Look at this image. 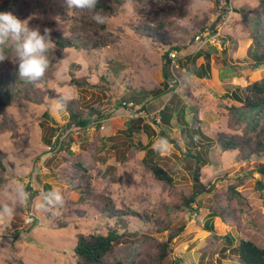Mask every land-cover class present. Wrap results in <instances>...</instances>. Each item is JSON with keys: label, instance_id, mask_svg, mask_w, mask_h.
I'll list each match as a JSON object with an SVG mask.
<instances>
[{"label": "rangeland", "instance_id": "rangeland-1", "mask_svg": "<svg viewBox=\"0 0 264 264\" xmlns=\"http://www.w3.org/2000/svg\"><path fill=\"white\" fill-rule=\"evenodd\" d=\"M112 1L114 8L104 14L107 22L96 28L106 45L87 51L64 48L58 39L75 42L78 34L69 31L70 17L91 13L68 10L64 0H0V12L21 20L31 17L29 26L39 27L42 34L50 29L55 43L48 53V71L34 82L20 79L11 44L3 47L9 58L0 62V151L5 155L0 189L20 182L31 198L16 205L11 219L0 222V264H77L73 251L77 234H107L111 228L123 235L106 257L108 262L120 258L129 264H239L232 246L225 243L226 234L234 235L237 243L244 237L264 247V175L256 170L264 155H240L212 144L211 161L201 172V181L212 191L186 206L195 159L188 156L190 145L182 126L176 116L165 126L140 116V110L162 116L157 109L161 95L152 92L165 91L163 55L177 49L179 67L172 69L169 59V70L181 83L169 99L185 110L190 128L199 126L214 139L219 131L231 136L257 134L264 127V106L247 109L224 93L264 78V62L248 60L252 50L260 54L264 49V4ZM174 7L186 15L171 14ZM207 31L220 35L221 44H198L197 36ZM60 68L64 71L58 78ZM77 79L87 82L74 84ZM16 95L22 98L21 105L2 103ZM58 101L63 108L53 111ZM140 101L145 104L130 106ZM89 106L107 115L101 126L82 129L69 124L68 109L80 112ZM137 126L133 134L131 128ZM52 127L57 130L51 132ZM58 139L59 148L50 150ZM147 144L152 150L148 154ZM145 155L171 170L174 182L157 180L143 162ZM86 175H91L96 192L115 200L116 210L126 204L137 215L125 217L124 225L116 218L119 213H102L79 185ZM53 188L61 192L63 205L36 210L39 194ZM28 212L38 220L27 222ZM181 226L184 230L162 258L171 230Z\"/></svg>", "mask_w": 264, "mask_h": 264}, {"label": "trees", "instance_id": "trees-1", "mask_svg": "<svg viewBox=\"0 0 264 264\" xmlns=\"http://www.w3.org/2000/svg\"><path fill=\"white\" fill-rule=\"evenodd\" d=\"M116 3L122 5L125 3V0H116ZM261 4H264V0H260ZM114 8V4L112 0H98V4L96 6V10L101 11L103 14L111 11ZM166 13V12H165ZM176 13L178 16L184 17L186 15V11H179L176 7L173 8L171 14ZM71 25L69 28L70 33L78 34V38L73 43H66L61 39H58V43L61 44L64 48L75 47L76 49H85L87 51H92L94 48H101L106 45V38L98 37L96 28L98 24L95 23L91 16L88 13H82L79 15H72L70 17ZM163 23H161L162 25ZM104 26V25H103ZM98 37V38H97ZM203 39V37H202ZM198 44H201L197 41ZM166 52L164 56V87L165 92L159 93V89L152 92L153 96L161 95L160 101H158V105L161 107L162 119L161 122L165 125L170 126V120L173 114H176L177 120L180 123L181 132L183 137L188 140L190 145V149L188 150V156L195 159V168L193 170V186L192 192L189 196L185 197L186 206H191L193 202H196L198 196L209 193L212 191V188L208 187L201 181V172L203 167L211 161L210 151L213 147L212 144H218L223 150H237L240 155L244 154H256L258 156L264 155V127L260 129L257 134L249 135L244 137V135L239 136H231L225 132L219 131L217 133V137L214 139L213 137L206 135L203 129H200L199 126L196 128H190L189 123L187 124L185 121V110L179 108L172 102V98L169 99V96L174 93V85L168 83L172 78L171 72L169 70V57ZM252 56V60L250 62H255V64L261 65L264 62V49L260 54H257L254 50L250 52ZM74 84L84 85L87 81L86 79L82 80H74ZM22 85L17 84V88H21ZM151 94V93H150ZM224 95L227 98L233 99L235 101H239L243 103L245 108L254 109L258 107L264 106V78L255 80L250 82L244 88L235 87L232 91H226ZM19 96V95H18ZM17 95L11 99L2 101L4 105H21L23 103L22 98ZM131 102V101H130ZM124 105L130 104L126 101L123 102ZM134 103V104H133ZM132 105L134 107L139 104H145L144 102H133ZM172 112L170 117L167 120V115H169L170 111ZM143 110V109H142ZM70 112V123L74 124L77 127L82 129H87L93 124L97 127L101 126V119L105 118L107 115L103 114L100 109H97L94 106H89L86 109H80V112H75L73 110L68 109ZM135 121H139L140 119L136 118ZM132 121V119H129ZM139 125V124H138ZM53 128V127H52ZM51 132H54L52 129ZM146 128V126H145ZM148 128V127H147ZM136 129H139V126L135 128H131V132L135 134ZM56 132V131H55ZM137 136V134H136ZM174 142H177L174 139ZM59 141V139H58ZM50 138L46 139L47 144H51ZM152 142V141H151ZM150 142V144H151ZM205 143V144H204ZM53 144V143H52ZM51 144V145H52ZM148 145L145 149L151 153L152 150L148 148ZM197 145L200 148L197 149ZM212 145V146H211ZM204 147V149H202ZM143 162L148 168V170L152 173V175L159 181L173 183V172L165 168L162 164H160L157 160L153 158V156H147L143 158ZM5 168V155L0 151V169ZM259 173L264 175V162H259L257 164V169ZM91 178V175H90ZM87 175L83 180H79V185L82 187V192L87 193L89 198L93 201H96V204L99 206L102 213L111 211L119 213L116 217L121 224L125 225L124 218L129 216L137 215V211H135L130 206L124 204L120 207H116V202L113 198L103 195L100 192H96L94 187L92 186V182ZM231 190L239 195V192L236 191L233 187ZM197 210V209H196ZM111 216V215H110ZM206 226L209 228H213L210 223H206ZM184 230V226L173 228L169 234L167 242L163 245L162 250V258L168 255V244L180 233ZM122 233L118 231L116 228H111L107 234L103 233H92V234H77V242L74 246L73 251L76 254V263L77 264H129L124 259H117L114 262H108L106 257L113 252L114 243L118 242ZM225 243L227 246H232L230 250L235 254L233 257L239 264H264V247L259 246L257 243L250 239H246L244 237L239 238L237 243V238L228 233L225 235Z\"/></svg>", "mask_w": 264, "mask_h": 264}, {"label": "clouds", "instance_id": "clouds-1", "mask_svg": "<svg viewBox=\"0 0 264 264\" xmlns=\"http://www.w3.org/2000/svg\"><path fill=\"white\" fill-rule=\"evenodd\" d=\"M68 10L78 9L91 13V19L97 24H104L108 17L96 10L98 0H64ZM29 19L21 20L11 12H0V62L9 58L3 47L11 44L14 52L13 63L18 64L20 79L34 82L42 79L50 67L49 51L55 47L51 39L50 29L45 28L43 34L39 27H30ZM63 68L57 70V77L63 76ZM172 84V83H171ZM176 90L174 86V91ZM65 100L67 98H64ZM63 108V102L53 105V111ZM31 193L23 183L17 182L12 186L0 189V222L11 219L17 204H26ZM35 208L38 211H47L63 205V196L58 189L41 192L37 197Z\"/></svg>", "mask_w": 264, "mask_h": 264}, {"label": "built area", "instance_id": "built-area-1", "mask_svg": "<svg viewBox=\"0 0 264 264\" xmlns=\"http://www.w3.org/2000/svg\"><path fill=\"white\" fill-rule=\"evenodd\" d=\"M210 34H211V32H209V31L202 33V34L197 36L196 41L200 42L201 43L200 45H203V44L204 45H206V44H208V45L221 44L220 43V35H217V34L210 35ZM212 36L214 37V39L212 38ZM202 37H203V39H202ZM177 55H178L177 49H174V50L169 52V59L171 60L172 69H174L175 67H177V68L179 67L178 63H177V60H178ZM170 83H172L175 86V88H177L181 83V80L177 79L174 72H172V78L170 79ZM140 116L147 117V118H153L154 123H161V119H162L161 116L160 117H154L151 113H146L143 110H140ZM56 142H57V145H56L55 149H52V147H50V150H57L59 148L60 142L58 140ZM37 220H38V218L34 212H28L27 213V219H26L27 222L34 223Z\"/></svg>", "mask_w": 264, "mask_h": 264}, {"label": "crops", "instance_id": "crops-1", "mask_svg": "<svg viewBox=\"0 0 264 264\" xmlns=\"http://www.w3.org/2000/svg\"><path fill=\"white\" fill-rule=\"evenodd\" d=\"M168 83H170V81L168 82ZM171 84V83H170ZM166 90V89H165ZM163 92H165V91H163ZM158 110L160 109V111H161V109H162V106L160 107V106H158V108H157ZM174 116H176V114H173V116H172V118H171V120L173 119V117ZM177 117V116H176ZM171 120H170V123H171ZM165 125V124H164ZM165 126H168V125H165ZM180 130H181V128H180Z\"/></svg>", "mask_w": 264, "mask_h": 264}]
</instances>
